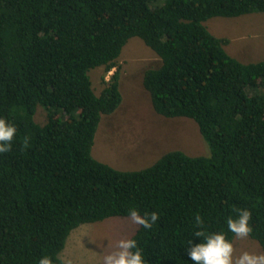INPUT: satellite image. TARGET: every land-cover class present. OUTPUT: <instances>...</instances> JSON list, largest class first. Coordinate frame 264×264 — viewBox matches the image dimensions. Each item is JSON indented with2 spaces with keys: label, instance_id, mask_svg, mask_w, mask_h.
Wrapping results in <instances>:
<instances>
[{
  "label": "trees",
  "instance_id": "16d2710c",
  "mask_svg": "<svg viewBox=\"0 0 264 264\" xmlns=\"http://www.w3.org/2000/svg\"><path fill=\"white\" fill-rule=\"evenodd\" d=\"M256 13L264 0H0V116L17 127L0 153V264L60 257L73 230L129 208L158 213L131 237L148 264H193L183 243L195 216L227 232L240 208L264 250V61L231 56L205 25ZM134 37L162 62L144 75L154 110L195 121L209 156L173 150L138 171L93 156L103 116L123 102L120 58Z\"/></svg>",
  "mask_w": 264,
  "mask_h": 264
},
{
  "label": "rangeland",
  "instance_id": "374dc122",
  "mask_svg": "<svg viewBox=\"0 0 264 264\" xmlns=\"http://www.w3.org/2000/svg\"><path fill=\"white\" fill-rule=\"evenodd\" d=\"M205 25L214 36L230 40L225 49L231 56L246 64L264 61V14L213 17ZM161 64L158 55L141 39L129 40L120 58L123 102L116 112L101 120L92 150L95 159L117 170L138 171L152 166L173 150L184 151L190 156L210 155V148L195 121L168 119L154 110L150 94L144 87V75ZM104 75L103 67L90 72L97 95L104 87ZM38 108L36 119L44 123L46 113ZM138 227L130 217L84 224L72 231L60 257L71 264H102L103 254L112 250L111 244L108 247L105 244L123 237L131 238ZM234 247L236 255L245 250L264 252L249 236L236 237Z\"/></svg>",
  "mask_w": 264,
  "mask_h": 264
},
{
  "label": "clouds",
  "instance_id": "9594fccd",
  "mask_svg": "<svg viewBox=\"0 0 264 264\" xmlns=\"http://www.w3.org/2000/svg\"><path fill=\"white\" fill-rule=\"evenodd\" d=\"M17 134L16 125L0 116V153L10 151L12 141ZM128 216L144 229H151L158 221V213L151 212L141 215L136 208L128 209ZM252 214L246 208H240L234 215L225 219L227 232L223 230H210L202 215H196L194 231L183 243L187 256L193 264H264V252L242 251L235 253L234 241L228 237L232 233L234 237L246 238L252 231ZM195 238H200L197 243ZM111 244L112 250L103 254L102 264H148L143 250L137 239L123 237L114 242L108 241L105 247ZM37 264H71L61 257H53L43 254L38 258Z\"/></svg>",
  "mask_w": 264,
  "mask_h": 264
}]
</instances>
